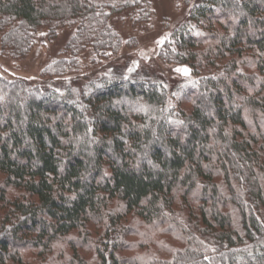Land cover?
<instances>
[{"label": "trees", "instance_id": "1", "mask_svg": "<svg viewBox=\"0 0 264 264\" xmlns=\"http://www.w3.org/2000/svg\"><path fill=\"white\" fill-rule=\"evenodd\" d=\"M131 6L0 0V55L24 57L40 28L71 25L70 56L42 74L78 71L87 47L117 50L109 20ZM190 18L206 33L181 27L172 58L221 70L200 76L177 110L146 76L58 92L0 74V264L22 263L28 248L42 257L30 264H51L56 238L73 229L80 236L68 239L70 257L92 247L95 264H264V0H203ZM132 211L151 226L147 242L169 237L145 257L119 253ZM88 223L101 225L92 242L84 241Z\"/></svg>", "mask_w": 264, "mask_h": 264}, {"label": "rangeland", "instance_id": "2", "mask_svg": "<svg viewBox=\"0 0 264 264\" xmlns=\"http://www.w3.org/2000/svg\"><path fill=\"white\" fill-rule=\"evenodd\" d=\"M119 1H128L133 6L113 15L109 20L110 26L120 37V45L115 52L106 50L93 55L94 53L87 47L81 52L82 54L80 53L82 67L78 71L56 77L43 76V70L52 60L70 56V52L66 50V44L75 30L73 26L67 25L50 33L48 27L44 26L36 33L34 45L24 57L0 55V74L8 78H24L31 84L58 92H64L68 88L88 92L95 82L115 74L123 77H130L132 74L146 76L166 88L168 106L174 110L186 107L188 102L185 99V91L195 88L200 76L211 75L221 70L220 67L205 63H197V67L191 68L187 64L180 63L178 59L176 61L174 57L172 58L179 49L178 35L181 27L186 28L188 35L201 36L206 33L199 22L190 18L192 6L202 3L203 0H93V3L95 5L116 4ZM146 1L149 4V13L144 16L141 6ZM167 48L169 51L165 54L164 51ZM161 52L167 56L166 60L160 57ZM242 53L250 56L251 51H242ZM93 56L95 62H90L89 59ZM185 69L187 72L183 73ZM250 92L257 94L255 91ZM259 171L263 175L264 182V166L260 167ZM22 193V191L19 192V194ZM7 196L10 195L7 194ZM118 203L119 200L115 197L109 202V206ZM1 207L0 204V213ZM133 218L132 211L124 219L127 221L132 219L131 230L125 235V241L129 243V246L119 252L120 254L145 257L155 250L158 251L157 245H163L169 241L167 235H159L154 239L155 242H147L144 237H149L151 234V226L141 219ZM85 231L87 236L84 241H95L100 236L101 225L88 223ZM78 236L80 234L73 229L65 236L56 238L53 244L55 258L51 264H70L68 258H71L72 263L75 264H95L92 247L79 250L70 257V249L73 245L68 242V239H77ZM195 236L207 247L212 246L208 238L198 237L196 234ZM80 241L78 239L75 246L79 245ZM22 253L23 261L20 264L36 263L42 258L38 251L30 248L23 250ZM6 264H17L16 259Z\"/></svg>", "mask_w": 264, "mask_h": 264}, {"label": "snow or ice", "instance_id": "3", "mask_svg": "<svg viewBox=\"0 0 264 264\" xmlns=\"http://www.w3.org/2000/svg\"><path fill=\"white\" fill-rule=\"evenodd\" d=\"M178 71H179V70H178ZM184 71H185V72H187V70H186V69H185Z\"/></svg>", "mask_w": 264, "mask_h": 264}, {"label": "water", "instance_id": "4", "mask_svg": "<svg viewBox=\"0 0 264 264\" xmlns=\"http://www.w3.org/2000/svg\"><path fill=\"white\" fill-rule=\"evenodd\" d=\"M182 72L184 73L185 71L183 70Z\"/></svg>", "mask_w": 264, "mask_h": 264}]
</instances>
